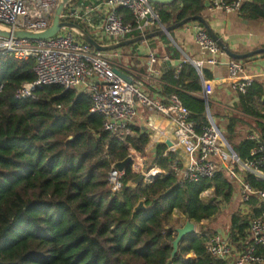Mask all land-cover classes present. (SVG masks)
<instances>
[{
	"label": "trees",
	"instance_id": "1",
	"mask_svg": "<svg viewBox=\"0 0 264 264\" xmlns=\"http://www.w3.org/2000/svg\"><path fill=\"white\" fill-rule=\"evenodd\" d=\"M204 2L174 0L150 6L168 27L200 16ZM118 13L124 23L134 25L130 11L120 8ZM239 13L246 21L264 22V0H246ZM139 35L135 31L128 38ZM161 38L168 43L165 35ZM33 66L32 60L0 57V264H220L204 249V236L212 232H203L200 239L185 237L172 261L170 255L174 212L201 224L230 203L233 187L224 174L180 187L171 170L173 155L158 145L150 168L162 173L149 184L127 187L137 176L130 164L121 191L113 194L107 181L111 167L129 156L128 145L143 154L147 136L118 140L104 132L103 117L88 112L87 93L48 86L34 98L16 99L17 89L34 80ZM209 79L208 71L201 77L189 63L162 77V95L180 99L198 133L207 124L205 104L191 94L201 93ZM240 107L263 121L256 125V134L264 143V85L253 83L240 95ZM236 123L230 121L228 133ZM254 147L248 140L231 146L242 161ZM246 181L255 189L264 188L251 176ZM207 190L213 196L203 200L200 195ZM140 201L145 210L133 213ZM256 204L250 201V215L231 216L228 232L233 244L244 236L250 219L264 211V204L259 209ZM190 254L193 259L187 258Z\"/></svg>",
	"mask_w": 264,
	"mask_h": 264
},
{
	"label": "built area",
	"instance_id": "2",
	"mask_svg": "<svg viewBox=\"0 0 264 264\" xmlns=\"http://www.w3.org/2000/svg\"><path fill=\"white\" fill-rule=\"evenodd\" d=\"M58 1L0 0V25L12 30L43 32L51 25ZM245 1L206 0L205 4L209 11L232 14L238 13ZM120 8L131 12L134 25L123 22L118 13ZM60 22L85 27L93 32L91 37L103 45L124 39L135 31L143 35L148 26H156L158 30L164 28L150 4L143 0H74L62 11ZM189 24L194 43L206 55V59H184L183 64L189 63L200 75L203 64L216 66L218 59L225 53L201 24ZM0 57L34 62V80L17 89L16 99L34 98L37 90L48 86H60L66 91H84L90 97L89 114L101 115L103 131L118 140H124L130 135L129 127L137 105L148 113H158L174 124L176 146L181 147L190 157L189 163L184 166H180L177 161L171 165L180 187L202 179H212L217 173H222L236 188L240 203L247 205L255 199L258 203L256 209L264 204V188L255 189L246 181V176H251L256 183L264 184V143L256 135L249 134L246 140L254 142L255 147L247 160H240L207 110V124L198 133L192 121V113L176 95H170L165 101L156 100L144 91L142 84L127 83L119 77L114 72L115 60L118 59L116 51H111V56L107 57L105 53L94 51L72 31L64 29L54 37L41 41L0 37ZM156 63V58L150 56L147 72L153 77L159 76ZM227 67L232 90L245 95L254 81L242 76V67L238 62L229 60ZM1 89L2 86L0 92ZM206 96L207 90L203 87L205 105ZM129 152L133 163L135 155L131 150ZM144 176L145 184L152 182L150 176ZM123 177L124 171H118L113 165L107 178L113 194L121 191ZM209 191L203 192L200 198L209 197ZM195 235L199 239L203 237L202 233ZM204 237L205 252L220 264H264V211L250 219L246 231L247 242L240 251H234L230 240L223 235Z\"/></svg>",
	"mask_w": 264,
	"mask_h": 264
},
{
	"label": "crops",
	"instance_id": "3",
	"mask_svg": "<svg viewBox=\"0 0 264 264\" xmlns=\"http://www.w3.org/2000/svg\"><path fill=\"white\" fill-rule=\"evenodd\" d=\"M200 16L204 18L212 33L227 46L230 52L246 54L264 48V22L246 21L241 17L239 12L226 14L221 11H209L206 8L205 2L204 10ZM156 31H158L156 26H148L145 28L143 35ZM128 37L129 36L108 44L130 39ZM166 40L168 43L165 42L161 36H158L144 42L121 48L116 50L118 59L115 60L116 70L127 76V78L131 80V83L142 84L144 91L149 96L160 101L166 100L162 95L165 85L162 77L169 72H177L178 68L181 66L174 67L171 65L167 68L163 66L165 60L176 62L183 61L184 59L191 61H204L206 59V55L202 53L194 43L193 34L190 31V24L171 32L169 37H166ZM175 53H177V56ZM105 56L110 57L111 52L105 53ZM150 56L155 57L157 60L155 68L159 71L158 77H153L147 72V64ZM229 60L231 59L224 55L218 59L219 62L216 66L203 64L199 76L202 77L203 70L208 71L210 74V79L202 86V90L203 87L207 90L205 113L207 110L216 126L220 129L225 138L229 140V145L235 146L241 141L246 140L249 134L257 136L256 125L263 123V121L242 112L240 107V95L231 88L232 81L229 79L227 67ZM238 63L242 67L243 77L251 78L254 83L264 85V54L253 56L252 58L239 61ZM77 92L85 93L81 90ZM191 96L203 101L202 92L193 93ZM262 100L263 98L261 101ZM231 120H236L237 123L233 128V132L228 133L227 128ZM129 129L130 135L128 137L138 134L147 136L148 138V143L143 154L135 151L131 146H127L128 152L131 150L135 155V159L133 163H131V170L134 174L144 169L145 173L142 174L150 176L153 180L162 173V171L157 168H150L158 145H164L166 147L165 154L168 152L171 153L174 157V161H177L180 166L189 163L190 157L187 156L181 147L176 146L174 139V124L165 119L162 115L158 113H148L143 107L137 105L136 114L130 123ZM143 184H145V182ZM232 187V200L228 204L221 205L222 214L224 211L231 210L233 207L234 213L232 215H250L252 210L250 203L247 205L240 203L236 195V188L234 185H232ZM209 193L210 196H213L212 190H210ZM257 206L258 203L254 208ZM178 219L185 220L181 215L174 212V223L177 222ZM228 229L229 227L224 230L215 229L212 233L223 235L230 240ZM246 242L247 237L245 232L244 236L241 237L236 244L232 242L231 244L234 251H240L244 248ZM187 258L193 259L194 256L190 254Z\"/></svg>",
	"mask_w": 264,
	"mask_h": 264
},
{
	"label": "water",
	"instance_id": "4",
	"mask_svg": "<svg viewBox=\"0 0 264 264\" xmlns=\"http://www.w3.org/2000/svg\"><path fill=\"white\" fill-rule=\"evenodd\" d=\"M73 1L74 0H59L58 1V4L53 13L51 25L47 30L43 32L38 33V32L26 31V30H12L10 28L0 25V37L6 38V39H12V40L41 41V40L50 39L54 37L55 35H57L61 30L67 29L75 33L76 36L80 40L88 44L94 51L100 52V53H107V52L116 51L121 48L128 47L130 45H134L140 42H144L146 40H149V39H152L158 36L165 35L166 37H169V34L171 32H174L175 30H178L189 23L197 22L205 28L207 34L211 37V39L216 42L218 47L231 60L242 61L245 59L252 58L253 56H256V55L264 54V48L258 49V50H255V51H252L246 54H236V53L230 52L227 46L224 43H222L216 35L212 33L211 29L209 28V26L207 25L206 21L204 20L202 16L189 17L180 22L172 24L168 27H164L163 29H160L156 32H152V33L145 34V35H140V36L133 37V38H130L124 41L114 43V44H109V45L99 44L91 36H89L85 32V30L82 29L80 26L73 24V23L60 22V15L62 11L65 9L67 5H69ZM143 1H145L147 4H150V5L151 4L166 5V4H170L174 0H143ZM182 64H183V61L170 62L168 60H165L163 66L169 68L171 65H173L174 67H177ZM114 72L119 77H121L125 82L131 83V80H129L127 76H125L120 71L114 70ZM70 139L71 138H69V140ZM130 164H131V158L128 156L124 161L115 163L114 168H116L118 171H124L126 167ZM144 178H145L144 174H138L134 179H132L131 181L127 183V187H131V188L137 187L138 185L144 183ZM143 210H145V206H144L143 201H140L134 207L133 213L143 211ZM174 234H175V239L171 243L172 252L170 255V261H172L175 258L178 252V246L181 240H183L187 236L195 235V224L189 220H186L184 225L174 229Z\"/></svg>",
	"mask_w": 264,
	"mask_h": 264
},
{
	"label": "rangeland",
	"instance_id": "5",
	"mask_svg": "<svg viewBox=\"0 0 264 264\" xmlns=\"http://www.w3.org/2000/svg\"><path fill=\"white\" fill-rule=\"evenodd\" d=\"M78 26H80V25L78 24ZM80 27L82 29H84L85 32L89 36H91V35L93 36V32H91L90 30H87L83 26H80ZM228 142H229V140H228ZM142 173H145L144 169L142 171H139L136 174L138 175V174H142ZM211 198H212V196L209 195V197L202 198V199L206 200V199H211ZM233 211L234 210H233V207H232L231 210H226V211L223 212V214H222V211H221L220 215L217 218H214L213 220H211L209 222L204 221L201 224H195L194 223L195 224V232H196V234L203 233V232H213V230H215V229H221V230L223 229L224 230V229L228 228L229 227L230 218H231L232 214L234 213ZM184 223H185V220L178 219L177 222H175V228H178V227L184 225Z\"/></svg>",
	"mask_w": 264,
	"mask_h": 264
}]
</instances>
